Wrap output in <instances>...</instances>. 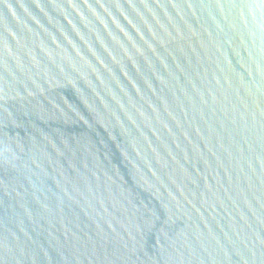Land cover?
<instances>
[{"label": "water", "instance_id": "obj_1", "mask_svg": "<svg viewBox=\"0 0 264 264\" xmlns=\"http://www.w3.org/2000/svg\"><path fill=\"white\" fill-rule=\"evenodd\" d=\"M0 264H264V0H0Z\"/></svg>", "mask_w": 264, "mask_h": 264}]
</instances>
